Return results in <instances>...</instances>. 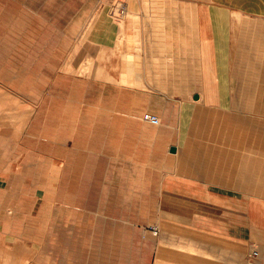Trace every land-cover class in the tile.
I'll return each instance as SVG.
<instances>
[{
	"label": "crops",
	"instance_id": "0c3cea01",
	"mask_svg": "<svg viewBox=\"0 0 264 264\" xmlns=\"http://www.w3.org/2000/svg\"><path fill=\"white\" fill-rule=\"evenodd\" d=\"M98 2L0 0V247L35 264H264V147L239 130L252 118H206L208 135L197 121L256 91L229 78L264 0ZM181 125L209 140L192 154L216 183L189 152L180 169Z\"/></svg>",
	"mask_w": 264,
	"mask_h": 264
},
{
	"label": "rangeland",
	"instance_id": "374dc122",
	"mask_svg": "<svg viewBox=\"0 0 264 264\" xmlns=\"http://www.w3.org/2000/svg\"><path fill=\"white\" fill-rule=\"evenodd\" d=\"M98 4L102 6H109L110 0H99ZM100 15L97 12L93 14L92 18H90L89 23L84 29L83 36L87 35L88 31L92 27V22L97 19V16ZM241 20L244 22H251L253 24H257L259 26L258 28V34L257 36L254 35L251 38L244 39V49L247 50L248 53L244 51L242 65L243 69L239 70L240 75L237 77L231 76L229 78L230 83L233 85H238V91L240 88H245L246 85H249V83L256 88V91L251 93H243V103L244 105H247L244 108L241 107H234L233 111H210L206 108H199L197 110V113H199V119L197 121H200L204 125V120L207 118L212 119L214 125L212 127H215V123H221L225 120L229 121L230 116H235L239 118H252L251 122H253L251 125H245L243 127H239L241 132L250 133V136L248 135L247 138L252 139V141L255 144V149L263 148V143L261 141V138H263L258 133H264V70H261V68H256L257 62L255 61L258 56L264 57V14L261 13L258 17H252L249 18L248 16H242ZM245 31V30H244ZM250 31V30H249ZM247 42V45L245 44ZM262 65H264V61H261ZM93 63L88 62L87 65H83V70L89 71L91 69ZM94 65V64H93ZM264 67V66H263ZM257 74L259 75L257 77ZM263 74V75H262ZM89 83L84 79V85H88ZM85 89V87H84ZM91 90V89H90ZM240 92L237 93H229L228 96L230 97V101H235L236 98ZM84 100H90V101H106L110 100V93L106 92H96V91H84L83 92ZM233 102L231 103V105ZM236 104V103H235ZM235 106V105H234ZM231 110V109H230ZM103 111V110H100ZM147 113V112H146ZM150 113V112H149ZM160 117V116H159ZM161 119V118H160ZM162 123V120H161ZM200 125V124H199ZM205 130L207 132L206 135L213 133V128L210 129V125H204ZM203 127V129H204ZM183 126H180V139L175 141V145L178 148V155L180 156V169H185V162L187 161L186 154L190 153V162L191 165L195 166L198 169L204 170V173H206V176L208 177V180L210 182L216 183L211 177H220L224 174L219 173L218 166H215L213 168L208 167H202L201 165H198L197 163L205 162L209 156L207 154H199L195 155L192 154L193 151H196V147L194 145L200 144V145H206L209 143L208 139H199L192 142V140L187 142V138L189 137V134L186 133L182 134ZM263 135V134H262ZM205 137V136H204ZM208 137V136H207ZM183 154V155H182ZM182 155V156H181ZM211 159L215 160L216 162L220 160L218 155L210 156ZM253 162V157L249 158ZM193 160V162H192ZM251 162V163H252ZM184 165V166H183ZM253 165V163H252ZM256 168V167H254ZM259 170L256 168V171ZM260 176L264 177L263 167L260 169ZM180 175H186L185 172H180ZM252 176H254L255 179L258 178V175L253 173ZM257 191V188L255 189ZM260 190V189H259ZM154 225L148 226V230L151 231V234L155 236L153 227ZM255 251H251L248 254V257L245 258L244 256V262L243 264H257V261L254 259L257 254H254ZM0 264H35L31 260L27 259L23 254L14 253L11 251L9 247H0Z\"/></svg>",
	"mask_w": 264,
	"mask_h": 264
},
{
	"label": "built area",
	"instance_id": "2783aa9c",
	"mask_svg": "<svg viewBox=\"0 0 264 264\" xmlns=\"http://www.w3.org/2000/svg\"><path fill=\"white\" fill-rule=\"evenodd\" d=\"M142 118H143L145 121H147V122H149L150 124L155 125V126H158V125L161 124V119H160V117H159L158 115H156V114H152V113L147 112V113H144V114H143ZM153 230H154V233H155V234L158 233V230H157L156 228H153ZM254 254L256 255L257 252L255 251Z\"/></svg>",
	"mask_w": 264,
	"mask_h": 264
},
{
	"label": "water",
	"instance_id": "95a60500",
	"mask_svg": "<svg viewBox=\"0 0 264 264\" xmlns=\"http://www.w3.org/2000/svg\"><path fill=\"white\" fill-rule=\"evenodd\" d=\"M195 98H198V95H196ZM170 151H171V152H176V147H175V146H172V147L170 148Z\"/></svg>",
	"mask_w": 264,
	"mask_h": 264
}]
</instances>
